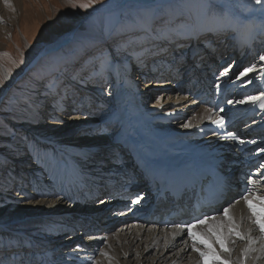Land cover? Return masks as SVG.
Segmentation results:
<instances>
[{
    "label": "bare ground",
    "instance_id": "obj_1",
    "mask_svg": "<svg viewBox=\"0 0 264 264\" xmlns=\"http://www.w3.org/2000/svg\"><path fill=\"white\" fill-rule=\"evenodd\" d=\"M128 1L154 2V0H113L102 6L98 13L103 15V13L118 8ZM181 1L185 11L193 20L197 22L204 18L212 20L210 29L214 34L211 44L215 50L210 49L206 52V58L210 60V56L220 53L221 46L217 43H219L218 38L221 34H216V32L221 30V27H226L227 21L219 12L210 9L203 0H191L187 4L185 0ZM1 17L4 18V15ZM218 18L222 19L216 20ZM199 23L198 25L194 24L192 35H200ZM245 24L244 22L242 29H236L233 35L238 40V44H235L236 49L242 47L240 44L243 43L245 37H247L246 40H249L248 44L252 43L253 37L260 31L257 20L248 21ZM148 26L149 22L147 24L144 22V27ZM63 39L58 40L53 47L61 44ZM160 46L162 44H157L155 47ZM249 51H251V47ZM155 52L153 51L151 55H157L159 51ZM229 52L230 50H228V54H231ZM197 59H199V63L204 62L203 66L208 62V60L201 59V52L197 49L194 57L188 59L189 62L191 61L189 68H192V71L197 68L206 70L211 65V61H209L206 69L205 67L200 69L198 64L194 68L193 65ZM166 61L160 62V68L154 67L156 73H165V70L171 67L169 59ZM178 61L179 57L177 56L175 63L177 64ZM145 62L147 61L145 60ZM146 65L148 64L146 63ZM253 66L255 71L248 73V77L253 76L252 83H244L242 77L237 78L231 75L224 77L219 84L213 85L214 89L216 90L220 85L222 90L238 88L239 91L248 93L250 89L260 85L261 100L264 101V79H261L264 77V61L262 63L254 62ZM174 70L172 77L177 76V70ZM120 71L119 67L115 66L116 77L113 85L115 101L125 102L128 116L127 120L124 123L121 121L119 125L116 124L118 121L113 118L111 107L107 113L101 112L105 103H100L99 112L91 109V103L77 109H68L58 103L46 104L43 98H39L35 103L24 104L22 113L15 117L17 123L25 121L21 125L22 131L14 139L8 141L6 156L0 154V176H3V179L18 189L16 192V190L8 188L9 192L6 191L7 188L0 187V202L2 203H0V238L7 235L6 238L17 241L21 245L22 251L25 250L26 242L30 245L40 243V247H44L48 242L46 237H51L56 241L60 240L54 252L49 250L45 253L44 247L38 250L39 254L33 253L42 258L45 257L47 264H202L199 254L192 250V241L188 239L184 227L175 225L165 228L154 225L148 220L146 213H134L130 210L129 199L119 201L110 199L108 201L107 196L103 195L105 191L99 193L101 197L97 199V202L89 199L88 204L81 209L80 198L74 188H78L86 176L96 174L100 176V178L96 177L97 179H104L105 176L103 177L102 173L104 175L105 172H109L110 178H107L110 182L108 183L120 185V188H128L132 185V178L134 181L138 179L140 188L137 189L142 190L143 181L150 182L155 176L156 167L153 162L156 160L168 162L185 170L191 169L200 161H205L220 167L224 174L230 177L229 182L233 188L231 193L217 205L216 219L215 221L210 220L209 224L224 220L221 216L222 209L229 207L230 215L239 225V231L246 237L244 240L232 237L231 241L226 242V246L232 251L230 254L222 252L221 258L228 259L234 264H264V238L258 228L252 224L244 200L238 199L240 189L238 179L241 178L245 165L253 162L256 158L260 162L254 170L245 175L243 181L247 183L249 177L258 179L256 190L258 194H264V168L260 167L264 164V152H261V148L253 145L251 141L253 137L264 133L261 128L264 123V110L260 109L259 102L256 104L239 103L233 109L230 107L229 112L226 109L216 112L203 105L196 96H190L187 91L179 87L177 93L179 92L183 96L178 97L175 101L166 96L165 102L159 103L155 108L156 111H139L140 108L135 101L134 82L129 79V76L121 74ZM167 76L171 77L169 74ZM181 77L182 81H185L189 75L186 72ZM167 84L164 86L167 87ZM174 87L176 88V86ZM226 94L229 96V92ZM232 95L231 93L230 97ZM203 97L209 98L207 93H204ZM255 112H257V116L245 122V131L240 137H235L236 133H233L235 138L227 139V134L231 135V132H225L230 119L244 117ZM44 118L47 119L46 122H49V125L41 124ZM220 118L224 119L223 126L213 123ZM161 121L175 122L174 125L183 123L187 125V130L178 133L173 128L174 125L162 129L156 128L157 123ZM150 123H152L151 126ZM114 125H117L119 129L120 125L122 127L117 133L114 132L116 136H112L113 138L110 136L108 139L99 140L98 138L77 139L74 137L78 136L77 133L81 131H92L91 133L94 135L102 129L111 128ZM209 127L219 128L223 132L222 134L218 132L207 135L205 132ZM241 140L245 143L241 144ZM261 140L264 141V138ZM262 141L260 143H263ZM254 156L257 157L253 158ZM22 161L25 164H21ZM21 165L25 169H22ZM15 167L19 170L20 176L27 178L25 183L22 180V183L19 184L20 179L17 180L13 176L17 171L13 170ZM27 167L29 169H26ZM146 192L150 199H155L154 190L152 192L151 188H146ZM111 197L112 195L109 196V198ZM116 202L120 204L118 209L120 211L116 209ZM152 204L153 201L150 205ZM136 205L137 208L143 210L150 207L145 203ZM107 212L110 213L106 214ZM131 213L134 222L127 221L128 223L121 224L122 220H126V216L130 217ZM72 222L73 225H71ZM112 224H118L119 227L121 225L118 232H110ZM85 226L94 230L93 235H89L84 242L79 241V237L77 238L75 235L68 236L71 234L68 233L69 230H76L75 227L83 230L82 228ZM193 231L206 232L207 226H198ZM61 235L68 237L60 239ZM248 236L252 238L253 242H249ZM72 238L76 240L75 244L68 243ZM213 246L217 252H220L218 245L213 243ZM198 247L203 250V245H198ZM16 254L8 259V263L3 260V264H16L14 263ZM23 256L24 254L19 256L18 264L28 263L32 259V256L29 255L30 258L23 261ZM37 258L38 256L36 260ZM1 259L2 257H0ZM37 264H44V262L38 260Z\"/></svg>",
    "mask_w": 264,
    "mask_h": 264
},
{
    "label": "rangeland",
    "instance_id": "obj_2",
    "mask_svg": "<svg viewBox=\"0 0 264 264\" xmlns=\"http://www.w3.org/2000/svg\"><path fill=\"white\" fill-rule=\"evenodd\" d=\"M111 1L113 0H100L93 7L83 10L73 5L86 3L87 0H0V154L6 156L8 141L22 131L21 125L25 121L17 123L15 117L22 113L24 104L35 103L39 98H43L46 104L58 103L68 109H77L91 103V109L98 110L97 112L101 104L105 103L106 107L104 106L101 112L107 113L111 107L113 118L118 121L116 124L119 125L121 121L124 123L128 116L125 102L115 101L116 95L113 88L116 77L115 66L119 67L121 74L129 76V79L134 82L135 101L140 108L139 111H154L159 103L165 102L166 96L173 101L183 96L177 93L178 88L174 87L175 79H172V76L168 79L165 77L168 71L165 74L161 73L162 75L156 73L153 66L158 65V63L155 64L157 59L151 54L153 51L157 53L160 49L155 47L157 44H162L167 51H172L173 47L177 48V54H180L179 61L172 67L182 76L191 62L186 55L193 45V40L189 39L194 26L200 22L199 36L204 38L207 32H211L212 20L210 18H204L198 22L193 20L185 11L181 0L128 1L103 15L99 14V9ZM188 1L191 0H185V3L187 4ZM203 2L210 9L219 12L227 21L226 27H221V30L217 31L222 39L218 43L221 46L218 53L220 55L217 58L209 57L217 66L216 70H219L215 84L218 79L222 80L231 75L237 78L242 77L244 83L248 82L253 76L248 77L247 74V77H244L240 74L246 68L253 67L254 62H263L259 57L264 55V10L261 5L255 4L254 0H203ZM189 12L192 14L191 11ZM3 15L4 18L1 17ZM220 19L222 18L216 20ZM252 20L258 21L260 31L253 37L251 45L244 43L242 47L236 49V46L232 45V41L236 42L233 36L236 29H242L244 22L247 24ZM144 22L146 24L149 22L147 28L144 27ZM236 25L240 28L238 26V29ZM61 38H64L63 42L53 47ZM206 39L209 42L211 40L210 37ZM203 44V46L197 44V49L201 52V59L204 60V58L207 59L206 52L210 49L215 50V47L211 44L208 49L205 43ZM250 47L251 51H249ZM228 50L231 54H228ZM172 55L171 53L167 55V59L175 61ZM145 60L147 62L144 63ZM207 60L208 62L203 66L205 69L209 64V59ZM225 72L227 74H223ZM160 84L163 86L158 87L157 85ZM165 84L167 87L164 86ZM259 86L250 89L248 93L234 90L230 100H227L223 107L229 112L230 107L233 109L236 104H239L238 101H246L244 103L246 104L250 96L261 97L262 90L261 86L258 88ZM62 117L65 118L64 115ZM46 121L47 119L44 118L41 124L49 125ZM174 124L175 122L161 121L157 123L156 128H167ZM184 125L181 123L174 125L173 128L178 133L183 132L187 130ZM121 127L122 125L120 129L117 125L107 127L94 135L92 131H81L74 137L104 140L110 136L115 137V133L121 130ZM104 130L107 131L103 132ZM22 162L21 164H25L24 161ZM28 163L30 164V161ZM13 170H17L13 176L17 180L20 179L18 183H22V180L25 183L27 178L20 176L16 167ZM0 187L7 188L6 191L9 192L8 188L16 192L18 190L15 185L3 179V176H0ZM108 213L110 212L106 214ZM221 216L224 218L223 215ZM125 218L126 220L123 219L121 224L128 223L127 221L134 222L132 213L130 217ZM120 227L118 224H112L109 230L118 232ZM73 233L68 236L75 235L79 237V241L83 242L85 237L93 235L91 233L84 235L78 229ZM68 236H61L60 239H66ZM45 239L48 241L44 246L45 251L54 252L60 240L56 241L51 237ZM75 241L72 238L68 243L75 244ZM2 252L0 257H3ZM8 262L5 260V263Z\"/></svg>",
    "mask_w": 264,
    "mask_h": 264
},
{
    "label": "snow or ice",
    "instance_id": "obj_3",
    "mask_svg": "<svg viewBox=\"0 0 264 264\" xmlns=\"http://www.w3.org/2000/svg\"><path fill=\"white\" fill-rule=\"evenodd\" d=\"M100 0H87L86 3H78L74 4V7H79L83 10H87L88 8L93 7L95 4L99 3ZM255 4L261 5L262 10H264V2L262 0H254ZM261 61H264V55L259 57ZM255 67H249L244 70L240 75L247 76L248 73L254 72ZM227 74V72L223 73ZM264 79V77H261ZM248 83H252V79L248 80ZM239 103H245L246 101H238ZM250 103L256 104L259 102V107L261 110H264V101L261 100V97L258 96H250L248 101ZM213 123L223 126L224 119L220 118ZM187 127V125H185ZM235 138V137H233ZM241 144H244L245 141L241 140ZM261 152H264V148L261 149ZM261 168H264V164L260 165ZM258 184V179L248 178L247 184L245 186L244 193L241 194V198L244 200L249 213L252 224H254L259 232L262 234V238H264V194H258L256 188ZM247 185H251L252 187H248ZM134 203L139 202V198ZM222 215L224 220L209 224V221H215V216L204 215L201 217L194 218L193 221L187 222L184 227L187 231L188 239L192 241V250L199 254L202 264H232V262L228 259H222L221 253H231V249L226 246V242L231 241L232 237H235L240 240H244L246 237L239 231V225L236 224L234 218L230 215V208L224 207L222 209ZM207 226L206 232H194L193 229L198 226ZM226 230V231H225ZM249 242H253L250 236L247 237ZM218 245L220 248V252H217L215 247ZM198 245H203V250L198 247ZM247 251V250H246ZM106 255V254H105ZM0 264H3L0 261Z\"/></svg>",
    "mask_w": 264,
    "mask_h": 264
}]
</instances>
